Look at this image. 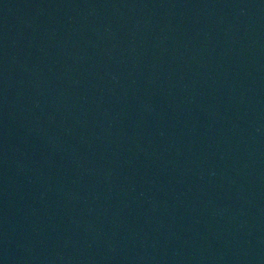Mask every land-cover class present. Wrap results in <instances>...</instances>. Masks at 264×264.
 <instances>
[{"label":"water","instance_id":"obj_1","mask_svg":"<svg viewBox=\"0 0 264 264\" xmlns=\"http://www.w3.org/2000/svg\"><path fill=\"white\" fill-rule=\"evenodd\" d=\"M106 0H0V264H84Z\"/></svg>","mask_w":264,"mask_h":264}]
</instances>
